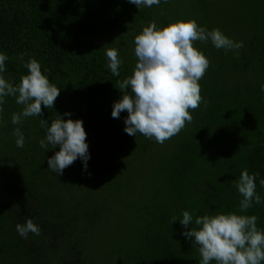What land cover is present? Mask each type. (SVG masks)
Returning a JSON list of instances; mask_svg holds the SVG:
<instances>
[{
	"label": "trees",
	"instance_id": "trees-1",
	"mask_svg": "<svg viewBox=\"0 0 264 264\" xmlns=\"http://www.w3.org/2000/svg\"><path fill=\"white\" fill-rule=\"evenodd\" d=\"M192 1L156 20L168 0H0V264H264V0ZM151 24L203 50L177 124L121 55ZM175 49L146 51L149 78H168ZM159 123L167 141L146 161ZM98 181L107 197L85 213ZM85 224L115 228L107 254L85 256Z\"/></svg>",
	"mask_w": 264,
	"mask_h": 264
},
{
	"label": "rangeland",
	"instance_id": "rangeland-1",
	"mask_svg": "<svg viewBox=\"0 0 264 264\" xmlns=\"http://www.w3.org/2000/svg\"><path fill=\"white\" fill-rule=\"evenodd\" d=\"M169 5H165V7H157L155 8L154 17L156 20H161L163 17H172L175 18L178 12L184 13V11L189 10L192 5V0H168ZM155 20V21H156ZM154 23L156 24V22ZM158 26V24H157ZM155 26L154 24H151L150 26H144L143 35L141 34V38L138 42V44L130 45L126 50H124L121 55L123 54L126 58V61L132 65V68L134 69H140V67H146L145 73L147 75V84L145 87L150 86L151 84L156 85L159 84L161 90L159 97L163 99L162 103L164 105V108L167 111H171V116L169 117L170 122L177 124L178 122L185 120L187 117L186 113L184 114V103L182 102V97L184 96V84H186L187 81L190 85H192V88L194 87L195 90H197V87L199 85V81L202 79L204 73H205V65L200 66V68H194L195 63H201L204 61L203 56V50L201 47H195L192 49V52L187 51L184 55V38L180 41H178L179 33H173L172 30L169 28H166L165 30L162 29L160 26ZM153 28L152 31H149L148 29ZM231 41V37L223 38V41L220 43H214V46L216 48H224L228 49L229 44ZM175 44V59L174 61L166 68V71L169 73L168 78L164 79L161 83V80L149 78V75L152 73H156L158 69V65L151 61L150 66L147 65V56L146 51L150 48H160L162 45L167 44ZM216 51L212 50V55L214 56ZM198 55V56H197ZM215 59L214 57L212 60ZM156 71V72H155ZM157 82V83H156ZM144 87V88H145ZM142 88V87H141ZM191 88V89H192ZM188 87V91L191 90ZM186 97V96H185ZM186 102V98L185 101ZM157 107V102H156ZM125 117H129L131 119V123L136 127L140 128L145 125V123L141 120V118L135 114L130 113L129 115H126ZM167 125V124H166ZM164 123H159L158 127L154 125H150L146 127V130L148 133L152 135L153 139V145L151 148L146 149L143 157L146 161L154 160L158 153L162 152L161 146L163 145L164 140L167 141V134L166 131L168 130L167 127H165ZM122 183L124 182V177L122 179L118 178V176L112 177V176H106L104 177V181L108 183V181H115L117 180ZM146 180V178H144ZM102 181V179H101ZM83 184V183H81ZM94 186L92 187V192L90 197H85L79 195V200L81 203V206L84 208L85 213L90 212L91 208L95 205V200L97 201L100 197L106 196L107 190L102 186L103 184L99 181L94 183ZM136 184L132 185V189L130 191H126L124 193L125 197H129L130 195H133L136 193H143L144 189H141L138 185L135 187ZM115 188V186H113ZM133 188H136V191H133ZM138 197V194H137ZM112 206L115 207V211H118L120 214L123 213L125 210V205L127 203L126 199L119 198V199H112ZM133 204L136 205V202L133 200ZM96 206V205H95ZM114 224V223H113ZM112 224V225H113ZM87 225L85 224L84 227L79 226L78 229L82 230L86 228ZM108 227H102V226H94L91 231L82 232L84 234H80L79 238L83 242L84 247V253L86 257L90 258V255L93 254L91 250L93 247L92 243L95 244H102L105 245V254H107V251L110 250L109 247L111 246V242L115 241V239H119L118 233H116L115 228H109ZM34 241L38 246H42L41 239L38 235H35ZM77 240V239H76ZM45 247V246H43ZM54 260V259H53ZM52 260V262H53ZM20 264H31L29 261H22ZM38 264H45V262L38 263ZM88 264V263H87Z\"/></svg>",
	"mask_w": 264,
	"mask_h": 264
}]
</instances>
